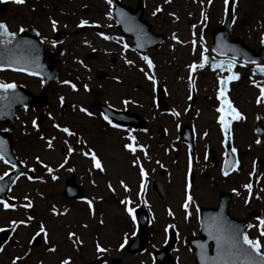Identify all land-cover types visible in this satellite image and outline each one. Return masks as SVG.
<instances>
[{
    "label": "rangeland",
    "instance_id": "1",
    "mask_svg": "<svg viewBox=\"0 0 264 264\" xmlns=\"http://www.w3.org/2000/svg\"><path fill=\"white\" fill-rule=\"evenodd\" d=\"M124 3L133 6L135 2L124 0ZM234 6V34L257 50L264 44V0H235ZM157 8L163 13L155 21L153 13ZM109 9L106 0L72 3L24 0L22 4L0 0V18L12 31L35 25L43 37L50 40L54 36L53 20L55 30L73 34L79 19H84L104 27V35L111 37L104 40L92 33L71 36L67 42L70 54L62 60V87H54L50 94V119L40 127H33L34 113H19L14 134L15 154L25 172L32 169L36 177L31 180L24 175L10 189L9 196L16 202L14 208L4 209L0 205V228L8 234L5 242L0 241V264H12L14 259L17 264H61L63 260L70 264H89L99 257L106 258L105 264H114V260L120 264H154V253L162 250L171 230L177 234L171 254L174 263L195 264L186 242L199 235L200 210L215 207L222 192L233 195L232 217L252 225L258 224L257 218L264 219V171L255 188L246 187L251 186L253 160L264 157V145L256 147L251 133L237 125L233 129V147L241 154V169L226 177L220 167L210 166L209 153L219 157L223 144L218 123L220 113L216 111L218 105H210L217 87L212 85L208 72L198 73L197 70L192 75L189 70L190 65L200 63L202 47L210 48L211 39L209 35L202 36V29L210 23L208 20H212L210 29L223 22L224 0H212L211 4L208 0H170L167 3L147 0V20L157 33L166 37L163 47L147 55L154 65L151 70L140 56L122 49L121 43L125 41H115L118 34L111 27ZM115 44L117 53L110 54ZM93 50L95 58L86 59ZM125 60L132 63L126 64ZM146 73L154 76L166 91L168 112L156 107L155 85ZM0 79L25 85L35 93L40 90L37 80L24 75L2 72ZM197 79L199 83L195 84ZM67 80L78 81L79 87L75 85L74 91L64 83ZM192 84L197 89L194 104L190 99ZM247 87L237 89L235 98L252 118L256 108L249 101L254 100L257 91ZM125 100L129 103H123ZM95 101L138 113L148 125L143 131L109 127L105 119L91 109ZM80 108L88 114L83 116ZM173 112L179 115L173 116ZM179 125L192 126L196 143L204 149L202 157L197 156V163L190 169L187 147L177 143ZM64 127L74 135L59 131ZM160 128L164 129L162 135ZM129 135L134 138L133 146L137 147L135 154L124 148L125 144L133 143L128 140ZM48 141L52 142L51 147ZM139 146L144 148L143 152ZM86 152L89 155H84ZM92 153L101 162L103 171L92 167L89 158ZM135 160L140 161L139 166L134 165ZM139 167L145 170L143 192L140 191ZM48 168L53 171L49 173ZM9 171L0 160V177ZM188 173L193 181L191 177L188 179ZM72 175L84 190L83 199L72 200L64 195L66 181ZM121 182L128 192L121 187ZM159 184L163 187L161 194L157 190ZM186 195L192 197L187 214L183 209ZM123 199L132 201L130 207L135 210L144 209L149 217L148 242L139 253L125 251L134 239L136 227L120 203ZM29 201L32 206L26 207ZM87 202L92 204L91 209ZM12 221H25L27 226L18 223L13 231ZM40 225L44 226L45 233L37 236ZM70 233L73 234L71 240ZM247 235L262 241L264 248V237L259 236L257 227L248 228ZM35 239L39 241L37 245H34ZM97 244L106 251H98ZM50 248L55 251H49Z\"/></svg>",
    "mask_w": 264,
    "mask_h": 264
},
{
    "label": "water",
    "instance_id": "2",
    "mask_svg": "<svg viewBox=\"0 0 264 264\" xmlns=\"http://www.w3.org/2000/svg\"><path fill=\"white\" fill-rule=\"evenodd\" d=\"M111 1L114 5L113 13L115 14L116 20L119 21L122 31L127 28H133L136 25L138 27L143 26L144 28V24H146L144 21H142L144 0H136L138 7L135 11L127 9L124 5L120 4L118 0ZM232 23L233 14L232 7H230L224 26L212 31L214 51L222 56L235 55L236 59L242 58L246 63H252L253 61L255 63H264V47L261 48L260 52L256 54L253 50L247 47L242 40L232 39ZM150 29L151 27L147 26L146 37L141 39L139 36L135 39V42H139L140 46H143V51H146L147 49L157 45H161L164 41L163 36H155ZM0 39L6 40L8 38L3 37ZM11 40L12 42L10 44H0V70L24 68L26 71L20 72L27 74L29 71H31L33 73L32 75L40 77L43 80V90L45 92L50 86L51 82L58 79V71L50 70V68L45 66L44 48L39 39L38 32L33 28L26 29L20 32L18 35L13 34ZM33 61H35V63H33ZM257 69L255 70V74L261 75ZM42 100L43 99L36 98L27 90L20 87H14V89L8 90L6 92L0 91V122H8L9 120H13L14 110L17 105H20L21 107H28L33 103H36V106H39L41 103L43 105L46 104V101L44 100L43 103ZM160 105L165 107L162 101L160 102ZM94 107L103 111L110 120L116 121L120 124L138 128L145 127V123L139 117H131L127 120H122L118 117L116 112L107 109L99 103L94 104ZM11 131L12 129L9 128L6 133H0V142H2L0 143V155H2L12 166L15 167L13 173L0 180V189H3V191H0V200H4L13 206L15 203L6 197V193L15 180L22 174L23 167L18 163L12 154V140L10 137ZM65 195L72 198H81L83 196L82 189H80L75 184L73 178L67 183ZM231 198V195L224 194L221 197L220 205L217 209L202 210L201 235L196 238H191L188 241L189 246L195 251L197 264H211V261L217 255L216 241L214 239H210L208 233L210 230L215 229L216 223L218 221H222L226 225L234 226L245 234V228L247 226L246 223L235 220L234 218L230 217L228 213V206ZM137 219L139 231L133 244L130 246V248H128V251L130 252H137L144 249L147 243L146 228L148 225V217L144 211H138ZM3 240H6V234L3 235ZM175 242L176 238L174 233H172L171 240L165 246L164 251L157 255L158 264H172L168 256ZM210 245H213L212 254L209 250ZM163 258H165L164 261ZM103 262V259H98L90 264H102Z\"/></svg>",
    "mask_w": 264,
    "mask_h": 264
},
{
    "label": "snow or ice",
    "instance_id": "3",
    "mask_svg": "<svg viewBox=\"0 0 264 264\" xmlns=\"http://www.w3.org/2000/svg\"><path fill=\"white\" fill-rule=\"evenodd\" d=\"M13 3L15 4H22L24 3V0H12ZM165 2H169V0H165ZM106 3H111V0H106ZM208 3L211 4L212 0H208ZM224 3L226 6H228L230 4V0H224ZM232 3H235V0H232ZM161 11L160 8H157L156 11L153 13V15L156 14V12ZM122 15V14H121ZM109 19H111V16H109ZM52 29L53 31H55L56 29V22L53 20L52 22ZM86 21H80V24H78V27H83L86 25ZM20 31H24L23 28L20 29ZM141 32L138 30L137 31V35L138 37L140 36ZM13 36L12 33L8 32L5 24L0 23V38L3 37H7L8 39H0V44H10L12 42L11 37ZM102 38L104 40H109L111 39V37L109 36H102ZM173 39H175V36H173ZM180 41H177V43H179ZM262 43H264V37H262ZM127 46L125 45V48ZM137 47H140V43H137ZM141 59L147 64L148 69L151 70L154 65L152 63V61L147 57V56H142ZM236 60V56L233 55L232 59L230 61H228L226 64L225 63H221L219 65L220 68H227L228 72L230 73L228 80H237L239 79V76L232 73V68L234 67V61ZM204 61H205V57L203 55V51L201 52V63L199 66L192 64L189 66L190 71H195L197 69V67L203 68L204 67ZM33 63H35V61H33ZM126 64H131L132 61L130 60H125ZM253 63H255L253 61ZM13 70H19V71H26V69L24 68H20V69H13ZM141 71H144L143 69H141ZM257 71L261 74L264 75V67L262 68H258ZM29 75H32L33 73L31 71L28 72ZM146 77L151 80L152 84L155 85L156 84V79L154 76L152 75H148L146 73ZM228 80H223L221 79L220 85V91L216 97L217 100H219L221 102V107L216 108V111L218 113H221L219 119H218V123L220 124L221 127V131L223 133H228L229 132V123L226 119V114H230L231 118L233 120H243L244 117L241 115V113L239 111L236 110V108L233 107V105L231 104V102H229L227 96L225 95L226 92V88L225 85L227 84ZM64 83H69L68 81H65ZM73 90L75 91V86L74 85H70ZM253 86H257L259 87V97L257 98V103L261 102V99L264 98V85H258L254 82ZM15 85L13 84H4V83H0V91H8L11 89H14ZM87 91V88L85 89ZM61 102H62V98H61ZM123 103L127 104L129 103V101L125 100L123 101ZM81 112H85L86 110L84 108H80ZM88 114V113H86ZM173 116H177L179 115L176 112L172 113ZM105 119H107V117H105ZM111 124V121H108ZM35 121L33 122V127H35ZM111 126L113 128L116 127L115 124H111ZM54 127H57L56 125H54ZM59 131L65 133L68 136H73L74 133L71 132L68 128L64 127V128H59ZM206 135V134H205ZM128 140L133 141V143H128L124 145V148L129 151L130 153L135 154V152L137 151V147H134L133 144L135 143L134 138L129 135L128 136ZM2 143V142H0ZM48 146L51 147L52 146V142L48 141ZM257 143H259V141H257ZM139 150L141 152L144 151V148L142 146H139ZM69 153L72 152V149L69 148L68 149ZM232 153L235 154L236 149L232 148L231 149ZM84 155H89V153H84ZM90 160L92 162V167L103 171L104 169L101 166V162L97 159V156L92 153L90 154ZM145 158H147V156H145ZM4 159V157L2 155H0V160ZM37 163H40L39 159L37 158ZM140 161L139 160H135L134 161V165L135 166H139ZM46 167V166H45ZM229 167H232V165H229ZM191 168V161H189V169ZM53 171V169L48 168V172L51 173ZM223 172L224 175H228V169L224 168L221 170ZM5 176L8 175L7 172L4 173ZM139 176L141 178V183H140V191L143 192L144 190V183H143V179L145 177V170L143 167H139ZM0 179H2V177H0ZM52 179L55 180L56 177L52 176ZM121 187L124 188L125 192H128L129 189L127 188V186H125L123 184V182H121ZM190 187V186H189ZM246 187L250 188V185H247ZM109 190L112 191L113 189L111 188V186H109ZM0 191H3V189H0ZM186 193L188 191V188L186 187ZM192 201V197L191 195H186V199L184 201L183 204V209L184 212L187 214L188 213V205L191 203ZM89 208L91 209L92 204L90 202H87ZM121 204H123L125 206L124 211L127 213V215L129 217H131L133 219V222H135V217L133 215L134 209L129 207V205L132 203V201L128 200V199H123L120 201ZM245 203H247V201H245ZM0 205L3 206L4 209H8L9 208V204L5 203L3 200H0ZM31 202L29 201L28 204L26 205V207H31ZM55 214V213H54ZM169 215H172L171 212L168 213ZM187 218V216H186ZM29 220H31V217H28ZM258 219V224L257 225H252L249 224L247 227L248 228H252V227H257L258 229V233L260 237H264V219L262 218H257ZM23 224L24 226H27V224L25 223V221H12L11 224L13 226L12 230H15V227L17 226V224ZM167 228L165 229V232H167ZM5 231V229L0 228V232ZM42 233H45V229L43 225H40L39 227V231L36 233L37 236L41 235ZM209 238L210 239H214L216 241L217 244V255L216 257L211 261V264H264V248H262V241L258 240V239H250L249 236L247 234L242 233L238 228L231 226V225H226L224 224L222 221H218L216 223V227L214 230H210L209 233ZM73 238V234H69V239L71 240ZM77 243H79V241H77ZM97 250L100 252L106 251V249H103L100 247L99 244H97ZM121 248L124 247L123 244L120 245ZM49 251H55V249H49ZM19 259V257L17 258ZM203 260V257H202ZM12 264H17V260L14 259L12 261ZM61 264H70V262L68 260H63L61 262Z\"/></svg>",
    "mask_w": 264,
    "mask_h": 264
},
{
    "label": "flooded vegetation",
    "instance_id": "4",
    "mask_svg": "<svg viewBox=\"0 0 264 264\" xmlns=\"http://www.w3.org/2000/svg\"><path fill=\"white\" fill-rule=\"evenodd\" d=\"M76 1H78V0H76ZM158 19V15H155L154 16V20L156 21ZM61 33L59 34V36L61 37V41L59 42V49H64V53H65V55L67 56L68 54H70L69 53V51H70V48L68 47V44H67V42H68V39L71 37V36H76V35H79V34H76L75 32L72 34L71 32H69V34L68 33H66L65 31H60ZM73 38V37H72ZM75 38V37H74ZM73 38V39H74ZM46 48H47V54H49V53H51V52H53L54 50H55V43L53 42V41H51V42H48L47 44H46ZM78 49V48H77ZM93 56H95V54L93 55ZM65 58V57H64ZM63 58V59H64ZM55 59V58H54ZM62 58L60 59L59 58V68L61 69V65H62V60H63ZM206 70H208L209 71V76H210V80L212 81V85H215L216 83H217V78L219 77L220 79H222L223 77H226V76H228V73L227 72H225V73H222V72H219V71H216V72H212L209 68L208 69H206ZM61 71V70H60ZM234 72H235V74L236 75H238L239 76V79H237V80H235V82H233L232 84H231V88L233 89V90H237V89H239L240 87H243L244 89L247 87V88H251V86H253L254 85V82L256 83V81L255 80H253L252 79V77L250 76V70L249 69H246V70H241V69H235L234 70ZM257 84V83H256ZM40 94V93H39ZM48 96H49V99L51 98V95L50 94H48ZM236 106H237V109H238V111L241 113V115L244 117V119L243 120H237V121H234V122H230L231 124H232V126L234 127V129H236V126L237 125H240V126H242L244 129H246L248 132H250L251 133V137L253 138V137H255V135H254V122H253V116H252V118H251V116L249 115V112L248 111H246L241 105H237L236 104ZM253 108H255L254 106H253ZM261 110L262 111H264V105L261 107ZM29 111H32L33 113H35L36 115L39 113V111H37L35 108H30V110ZM246 117H247V119H246ZM15 121H16V119H15ZM14 126H15V123L13 124ZM5 127L6 126H4V125H1V129H5ZM15 130L16 129H14V134H15ZM13 134V135H14ZM226 134V133H225ZM227 138H228V136H227V134H226V138L224 139L225 141H226V143H227ZM254 139V138H253ZM262 144H264V143H262ZM261 144V145H262ZM222 148V154H225V152H226V150H227V146H225V147H221ZM238 154V160L241 158V155L239 154V152L237 153ZM210 156L212 157V159H211V161H212V166H214V167H216V166H218V167H220V168H222V164H223V160L221 159V156H217V157H215V156H213V154H210ZM215 157V158H214ZM218 158L220 159V161H218ZM262 158H264V157H262ZM255 161V159L253 160V162Z\"/></svg>",
    "mask_w": 264,
    "mask_h": 264
},
{
    "label": "bare ground",
    "instance_id": "5",
    "mask_svg": "<svg viewBox=\"0 0 264 264\" xmlns=\"http://www.w3.org/2000/svg\"><path fill=\"white\" fill-rule=\"evenodd\" d=\"M157 190H158V193L161 194V193L163 192V187H162V185L159 184V185L157 186Z\"/></svg>",
    "mask_w": 264,
    "mask_h": 264
}]
</instances>
